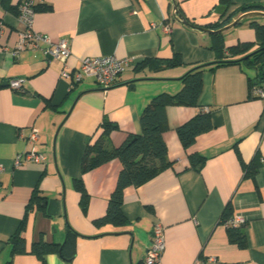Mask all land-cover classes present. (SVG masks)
Segmentation results:
<instances>
[{
    "label": "crops",
    "instance_id": "0c3cea01",
    "mask_svg": "<svg viewBox=\"0 0 264 264\" xmlns=\"http://www.w3.org/2000/svg\"><path fill=\"white\" fill-rule=\"evenodd\" d=\"M231 1L230 13L242 6L264 7V0ZM1 3L0 264H44L31 253L32 246L42 241L64 246L69 228L78 235L74 259L68 262L53 252L46 255V264H141L158 223L166 237L158 264H264V100L251 97L250 78L255 76L238 64L207 68L199 108H167L164 139L173 167L138 188L126 189V225L96 227L94 221L107 212L122 164L114 160L82 174L89 142L96 140L104 120L117 126L108 148L140 134L141 113L154 97L177 94L183 88L181 79L193 67L219 60L212 34L175 20L174 0H38L34 29L55 42L70 40L71 56L66 65L39 51H24L15 58L12 51L22 26L18 15ZM175 3L179 15L201 27L224 20L220 0ZM20 4L12 0L18 11ZM251 20L264 24V17L249 18L224 32L226 48L256 41ZM166 25L170 32L164 30ZM175 54L182 57L180 67L160 72L140 67L146 59L167 60ZM102 56L131 58L135 65L106 92L93 79L74 84L61 76L65 66L74 73L81 60ZM17 79L24 81V92L9 87ZM204 108L210 111L213 128L187 151L177 129ZM32 128L39 131L34 149L46 161L24 160L16 167V157L32 147L20 132L24 129L26 135ZM190 152L205 158L201 171L191 167ZM257 155L261 166L250 175L242 161L249 167ZM77 179L83 180L90 196L86 212ZM35 189L48 198L45 212L26 210ZM229 203L232 216L245 221V248L229 241L221 221ZM22 224L27 252L13 254L9 239Z\"/></svg>",
    "mask_w": 264,
    "mask_h": 264
},
{
    "label": "trees",
    "instance_id": "16d2710c",
    "mask_svg": "<svg viewBox=\"0 0 264 264\" xmlns=\"http://www.w3.org/2000/svg\"><path fill=\"white\" fill-rule=\"evenodd\" d=\"M1 5L6 11L12 12L15 15L19 14L18 6H13L12 0H2ZM231 7V0H220L219 9L222 13L221 18H224V20L215 24L206 25L205 27L218 30L230 25L243 14L251 11H264V7L260 6H242L230 13ZM38 10H40V8L37 6L36 12ZM181 16L183 17V15ZM189 22L194 28H201L200 25L192 21ZM250 26L255 30L256 41L239 43L230 48L225 47L224 34H213L212 49L218 54L219 60L212 65H197L193 67L192 70L181 79L183 88L177 94L170 95L163 93L154 97L141 113V133L129 136L122 146L118 148L107 147L110 134L117 126L110 121H103L100 134L94 142H89L86 148L82 161V174L89 173L114 160H119L121 162L122 169L118 175L116 187L109 198L105 216L94 221L96 227L105 225L121 227L126 225L128 220L122 210L126 189L130 187L138 188L173 167V163L168 157V146L164 139V133L169 129L167 108L169 106L199 108V98L203 91V73L207 68L213 71L225 65L238 64L247 70L253 69L255 71V77L250 78V92L252 98H254L252 95V88L254 86H264V24L262 25L255 20H251ZM255 51L258 52L244 62L240 61V59H233L238 56L245 57ZM226 52H228V55L224 57ZM183 64L182 57L175 54L172 59L167 60L146 59L140 67L148 68L151 72H160L162 70L180 67ZM212 128L213 123L210 111L208 113L200 111L196 117L179 127L177 133L183 147L185 150L189 151L195 144L197 138L212 130ZM189 160L192 168L201 171L205 163L204 157L196 152H190ZM242 164L250 175H255L261 166L260 157L257 155L249 167L244 164L243 161ZM75 187L81 195L80 204L82 210L86 212L89 206L90 196L83 180L77 179L75 181ZM47 202L48 198L35 189L26 210L28 212L31 208H36L45 212ZM150 210L153 209L150 208ZM232 215L233 207L232 204L229 203L222 214V223ZM22 227L23 224L15 235L9 239V242L13 245V254H24L27 252L24 238L21 235ZM227 229L229 241L231 243L241 248L247 246L246 238L241 228ZM76 236L78 235L69 228L64 246L48 244L42 241L32 246L31 253L40 258L44 264H46V255L53 252L59 253L63 259L71 262L76 255L74 249ZM11 263V261L8 262V264ZM141 264H144V262Z\"/></svg>",
    "mask_w": 264,
    "mask_h": 264
},
{
    "label": "built area",
    "instance_id": "2783aa9c",
    "mask_svg": "<svg viewBox=\"0 0 264 264\" xmlns=\"http://www.w3.org/2000/svg\"><path fill=\"white\" fill-rule=\"evenodd\" d=\"M38 0H21L19 7L18 20L22 29L19 33V41L17 46L12 51L15 58H19L24 51H39L46 58L60 61L66 65L67 59L71 56L70 40L62 39L58 42L46 34L37 32L34 29V17L36 15V7ZM174 19L178 16L177 12L173 11ZM166 32L171 31V26L166 25ZM3 28L0 26V34ZM228 55V52H226ZM135 65L131 58L119 59L116 56H102L98 58H86L81 60L80 67L74 73L67 69V66L61 72V76L65 79H72L74 84L82 82L84 79L95 80L106 92L114 87L121 79L122 75ZM24 81L22 79L12 80L9 82V87L16 92H24ZM252 95L256 99L264 100V86H254ZM203 113H208L209 109L204 108ZM25 130H21L20 136L27 141L32 147L18 155L15 159V166L19 167L23 161L34 163H44L46 157L37 153L34 149L35 143L39 139V131L35 128L29 130L28 134H24ZM263 162V160H262ZM4 172V167L0 165V175ZM226 228L239 229L245 225L244 219L241 217L231 216L223 221ZM166 249L165 228L160 224H156L153 229L152 246L148 249L144 264H158Z\"/></svg>",
    "mask_w": 264,
    "mask_h": 264
},
{
    "label": "water",
    "instance_id": "95a60500",
    "mask_svg": "<svg viewBox=\"0 0 264 264\" xmlns=\"http://www.w3.org/2000/svg\"><path fill=\"white\" fill-rule=\"evenodd\" d=\"M174 10L177 12L178 16L180 17V19H178L176 17L175 20L181 22L182 24H184V25H186L188 27H193V25L186 18H184L181 15H179L178 7H177V4L175 3V0H174ZM255 17H264V12H261V11H251L249 13L243 14L238 19H236L233 23H231L230 25L225 26V27H223L221 29H218V30H211V29H208L206 27H201V28H198V29H201L202 31H204V32H206L208 34H212V35L213 34H223L224 32H226V31H228L230 29H233V28L237 27L244 20L249 19V18H255ZM257 52L258 51H255L253 53H250L249 55L241 58L240 61H242V62L246 61L247 59H249L252 55L256 54ZM5 85H8V84L7 83H4L3 86H5Z\"/></svg>",
    "mask_w": 264,
    "mask_h": 264
},
{
    "label": "rangeland",
    "instance_id": "374dc122",
    "mask_svg": "<svg viewBox=\"0 0 264 264\" xmlns=\"http://www.w3.org/2000/svg\"><path fill=\"white\" fill-rule=\"evenodd\" d=\"M252 76H255V71L253 69H248Z\"/></svg>",
    "mask_w": 264,
    "mask_h": 264
}]
</instances>
